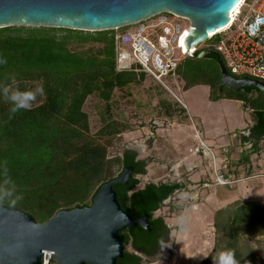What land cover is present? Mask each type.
Segmentation results:
<instances>
[{"label":"trees","instance_id":"1","mask_svg":"<svg viewBox=\"0 0 264 264\" xmlns=\"http://www.w3.org/2000/svg\"><path fill=\"white\" fill-rule=\"evenodd\" d=\"M120 29L0 28V58L7 60L6 65H0V82L6 74H15L21 89L28 81H38L45 95L41 103L11 120L9 105L0 98V183L5 179L6 161L7 177L14 182L16 194L22 196L15 206L8 200L0 205L21 209L37 222H45L59 210L91 205L102 184L133 166L129 182L114 185V190L121 207L133 219L150 215L151 230L139 225L122 229L125 255L117 264H141L143 258L127 245L147 256L156 253L166 242L170 228L163 217L154 214L184 184L151 182L135 190L141 182L138 175L147 173L146 161L129 149L122 156H110L106 144L89 136V118L83 110L88 96L97 93L109 101L115 88L141 79L135 71L116 69L115 36ZM86 44L92 46L84 48ZM209 48L214 50L213 46ZM206 58L214 61L213 68L203 65ZM188 60L187 66L180 64L177 70L184 89L206 84L212 100L242 101L243 107L252 111L255 123L249 127V137L255 140L252 148L256 149L264 139V94L255 87L236 90L221 86V71L214 55ZM120 132L115 125L109 134ZM215 217L217 231L227 227L234 232L230 244L234 249L240 230L264 235V205L256 201H234L217 210Z\"/></svg>","mask_w":264,"mask_h":264},{"label":"water","instance_id":"2","mask_svg":"<svg viewBox=\"0 0 264 264\" xmlns=\"http://www.w3.org/2000/svg\"><path fill=\"white\" fill-rule=\"evenodd\" d=\"M241 1L0 0V28L18 25L102 31L172 11L191 22L181 41L189 58L214 55L221 71V86L236 90L255 87L264 94V82L229 74L218 52L204 48L190 55L195 45L230 22V12ZM132 173L133 166L125 167L101 185L91 205L59 210L45 222H37L21 209L0 205V264H40L44 251L52 253L56 264H117L125 255L120 231L136 225L151 230L150 215L133 219L121 207L114 190L118 183L126 185Z\"/></svg>","mask_w":264,"mask_h":264},{"label":"rangeland","instance_id":"3","mask_svg":"<svg viewBox=\"0 0 264 264\" xmlns=\"http://www.w3.org/2000/svg\"><path fill=\"white\" fill-rule=\"evenodd\" d=\"M16 27H20L15 25ZM27 28L35 26H24ZM43 27V26H40ZM124 28H121L122 32ZM116 31V30H115ZM213 41H207V43ZM91 44H86L85 47H91ZM98 44H94L93 47H97ZM185 61V60H184ZM182 61V65L187 66L188 61ZM184 62V63H183ZM203 65L208 68L214 67V61L210 58L204 59ZM141 79L137 82L128 84L122 88H115L112 97L109 101L102 99L97 93H93L88 96L83 110L88 114L89 118V136L95 138L100 143L106 144L108 147L109 155H121L127 149L135 151L140 149L139 146L142 139L145 136H137L136 133L131 135H124L127 131H134L144 123L145 120L151 125H154L150 119L159 116L160 106L162 105L159 101L161 98L166 99L163 103L171 101L169 108L172 112L183 117L186 114L196 116L199 112L204 113L208 106V88L205 86H199L192 88L185 92L183 85L178 81L177 78L166 76L163 81L168 86L165 87L163 84L155 81V79L143 72L136 73ZM40 85L38 81H28L24 84V89H33ZM187 106L178 101L177 97ZM45 98V95L38 96L37 101L33 104L37 105L41 103ZM216 109L224 111L226 116L229 118V125L226 120L222 122L221 127L229 128L233 135H239L240 131L250 123L251 114L249 111L244 110L242 103L238 100H223L216 104ZM214 108V107H213ZM185 114V115H184ZM117 123V124H115ZM117 126L121 130L120 133H111L110 129ZM152 130L153 126L151 127ZM182 131V130H181ZM185 136L188 138L187 147H193V143L190 144L189 140H194L192 131H185ZM182 135L184 136L183 132ZM149 146V142L146 143ZM249 143L246 146V151L250 150ZM134 147V148H133ZM141 147V146H140ZM147 147H145L146 150ZM264 148V142H263ZM142 149V148H141ZM194 149V148H193ZM141 151V150H140ZM188 151V150H187ZM261 160V165L258 162ZM263 160V161H262ZM250 166H259V172L264 174V150L257 154V156L251 157L248 161ZM148 166V165H147ZM257 173V174H258ZM141 179V184L138 185L135 190L143 187L147 180H144L142 176L138 175ZM252 183L242 182L239 184V188H247L251 194L255 193L249 198H261L264 199V175L256 177ZM261 184L259 187L256 182ZM212 189V188H211ZM208 189V190H211ZM204 193H201L195 200L187 201L183 206L180 205L179 196L164 203L160 209L155 212L156 217H163L170 231L166 239V242L162 244V252L158 256L154 257H142L143 263L141 264H212V257L216 251L224 248H230L235 250L236 258L240 261V264H264V235L254 233H244L240 230V238L236 242V249L230 244L233 242L232 229L227 227L220 228L217 231L215 227V216L214 211L207 217L199 214L201 211L194 210L205 205L203 201ZM174 196V195H173ZM260 199V200H261ZM243 202H250L244 200H237ZM202 204V205H201ZM224 202L221 203V205ZM206 206V205H205ZM217 206V205H216ZM187 208V214L190 217L189 230L186 233H181L175 226V217ZM205 215V214H204ZM202 216V220H201ZM232 241V242H231ZM128 250H132L131 245H127ZM210 258H207L209 257Z\"/></svg>","mask_w":264,"mask_h":264},{"label":"built area","instance_id":"4","mask_svg":"<svg viewBox=\"0 0 264 264\" xmlns=\"http://www.w3.org/2000/svg\"><path fill=\"white\" fill-rule=\"evenodd\" d=\"M239 5L237 12H230V22L195 45L190 55L195 56L201 49L213 46L214 51L221 55L229 74L264 82V0H242ZM122 27L125 30L115 36L117 71L143 72L168 88L163 78H178V67L189 58L183 52L181 43L191 29L189 18L172 11H162ZM191 152L207 161L208 171L195 185H184L178 189V194L186 191L198 197L215 186H233L247 178L241 174L236 176L228 159L220 158L202 140ZM262 175L258 173L254 176ZM170 176L184 184L180 172L172 171ZM176 197L174 194L172 200ZM40 264H56L52 253L44 251Z\"/></svg>","mask_w":264,"mask_h":264},{"label":"crops","instance_id":"5","mask_svg":"<svg viewBox=\"0 0 264 264\" xmlns=\"http://www.w3.org/2000/svg\"><path fill=\"white\" fill-rule=\"evenodd\" d=\"M178 81L184 87V82L180 79H178ZM199 86H205L208 88V106L204 113L199 112L196 116L186 114V116L183 117L182 115L175 114L170 110L168 104L172 105L171 101L163 103L166 99H162L161 101L160 98L159 103L162 102L160 110L158 111L160 114L159 116L150 119L154 125H151L149 123L150 121L148 122V120H145L138 129L123 133L124 135H131L135 132L136 137L139 135L145 136L140 143V149L135 150L138 155L137 158L145 160L148 165L147 173L140 175L147 181L143 187L139 189L144 188L145 185L151 182L178 183L176 179H173L170 176L172 171L180 172L182 174L185 187L193 186L197 182L201 181L203 179V174L208 171L207 161L203 160L200 155L193 154L191 149L197 146L199 141L202 140L206 145L210 146L220 156V158L226 157L228 159L236 176L241 174L247 178L238 181L233 186H215L211 190H206V193L203 196V201L206 206L203 205L201 207L202 210L198 207L194 210H198L196 212L203 211L202 213L199 212V214L207 217V211H209L210 214V212L212 213L215 209L216 212L220 208L237 200L256 201L264 205V199H247L245 197H250L255 193L251 194L247 188H239L240 183L248 181L251 184L254 179H257L254 175L259 172V166H262L261 160L258 162V165L260 164L258 167L254 164L253 166H250V163L248 162L251 157L257 156L258 153L264 150V139L258 143V149L254 148V150L252 148L253 143L255 142L254 139H250L249 137V127L253 126L255 123L252 118V111L244 108L243 102L238 100L242 103L244 110L249 111L251 117L250 123L240 131L239 135H233L229 128L224 127L223 129L221 127V123L224 122V120H226L228 125L230 120L223 110L218 113L215 106L219 101L236 99L221 98L218 100H212L210 98V87L206 84L191 86L188 89H185V92ZM177 99L184 105L183 108H187V106L178 97ZM152 126L155 128L154 130L151 129ZM188 130L193 132V137L195 139L189 140L190 144L193 143L192 148L190 147L187 149L186 147L185 150H183L185 145L189 144L187 141L188 138L184 133ZM182 132L184 136L182 135ZM147 142H149V146H147ZM248 143L252 147L249 151H246L245 149ZM145 147H147L146 150ZM220 161L221 159H219V162ZM187 168H192V170L188 171ZM255 182L259 187L261 186L260 183L257 181ZM174 194L179 196L176 192ZM222 202H224V204L221 205Z\"/></svg>","mask_w":264,"mask_h":264},{"label":"clouds","instance_id":"6","mask_svg":"<svg viewBox=\"0 0 264 264\" xmlns=\"http://www.w3.org/2000/svg\"><path fill=\"white\" fill-rule=\"evenodd\" d=\"M6 64L7 60L0 58V65ZM43 95V85H38L33 89H21L15 74H6L3 82H0V98L9 105V120L13 119L21 111L30 110L37 101V97ZM6 164L7 162L5 161V179L3 183H0V203L8 200L10 201V206H15L17 201L22 199V196L16 194L14 182L7 177ZM195 198V193L180 191V205L178 206H183L187 201L194 200ZM175 226L181 233H186L189 230L190 217L187 214L186 207L175 217ZM212 264H240V261L236 258L235 250L224 248L216 251L212 257Z\"/></svg>","mask_w":264,"mask_h":264},{"label":"flooded vegetation","instance_id":"7","mask_svg":"<svg viewBox=\"0 0 264 264\" xmlns=\"http://www.w3.org/2000/svg\"><path fill=\"white\" fill-rule=\"evenodd\" d=\"M168 235H169V233L167 234V237H168ZM157 236H159V233H157ZM131 248H132V246H131ZM132 251L133 252H135L137 255H140L141 257H146V258H149V257H154V256H158L161 252H162V245L161 246H159V248H158V250L156 251V253L155 254H150L149 256H147V255H145L143 252H141V250H133V248H132ZM142 262H143V260H142ZM141 262V263H142Z\"/></svg>","mask_w":264,"mask_h":264},{"label":"bare ground","instance_id":"8","mask_svg":"<svg viewBox=\"0 0 264 264\" xmlns=\"http://www.w3.org/2000/svg\"><path fill=\"white\" fill-rule=\"evenodd\" d=\"M240 6H241V5H238V6L233 10L232 14H234V12H237V11L239 10Z\"/></svg>","mask_w":264,"mask_h":264}]
</instances>
